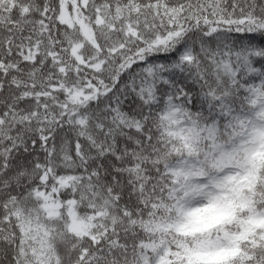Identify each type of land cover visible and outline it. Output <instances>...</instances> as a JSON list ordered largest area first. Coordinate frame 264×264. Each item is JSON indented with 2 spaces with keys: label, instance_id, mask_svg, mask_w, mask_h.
<instances>
[{
  "label": "snow or ice",
  "instance_id": "6c2138e0",
  "mask_svg": "<svg viewBox=\"0 0 264 264\" xmlns=\"http://www.w3.org/2000/svg\"><path fill=\"white\" fill-rule=\"evenodd\" d=\"M0 264H264V0H0Z\"/></svg>",
  "mask_w": 264,
  "mask_h": 264
}]
</instances>
